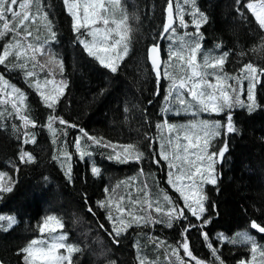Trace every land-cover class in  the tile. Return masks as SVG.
Masks as SVG:
<instances>
[{
	"label": "trees",
	"instance_id": "16d2710c",
	"mask_svg": "<svg viewBox=\"0 0 264 264\" xmlns=\"http://www.w3.org/2000/svg\"><path fill=\"white\" fill-rule=\"evenodd\" d=\"M253 1L242 0L241 4H237L236 0H195L199 13L207 17V22H202L199 29L203 38L200 40L198 61L202 54L219 56L228 52L223 65L224 73L239 75L240 69L248 63L264 69V47L261 46L264 44V29H260L253 14L243 7L244 3ZM41 3L42 11L47 13L51 28L57 34L56 40L45 47L63 62L62 74L59 67L54 66V79L57 82L66 81L67 87L55 108L48 109L32 86L36 77H26L19 69L10 70V66L6 65H9L12 57H9L6 65H0V71L7 77L9 84L19 88L26 96V110L22 114H28L36 124L35 127L25 126L15 115L11 104L0 105V172L7 174L2 182L7 185L10 177L13 187L10 193H0V213L6 212L17 217V223L12 228L0 231V259L5 264H25L20 249L39 234L37 226L45 216L56 214L63 219L69 239L82 249L74 253L73 264H139L140 259H144L146 264H176L172 249L182 242L184 226L189 223L199 226L201 221L185 211L188 220L173 221L172 227L163 222L154 226H133L118 238L119 243L116 244L105 231H111L112 227L106 218L108 209L97 205L98 201L106 200L110 195L113 199L117 195H125L124 204L131 207L127 194L131 193L133 199H142L143 192H137L136 189L144 183L148 185L151 198L159 200L164 209L170 207L163 200L165 194L174 204L184 207L181 193L176 187L182 186L184 195L189 194V188L185 186L189 181L175 180L180 166L169 167L170 156L169 161H165L159 155L161 144L166 154L170 146L167 138L171 134H167L165 126L158 129L157 125L174 117L170 110L162 111L166 106L165 97L171 81L163 74L157 79L148 58V49L157 44L164 34L168 0H121L129 15L131 33L128 54L115 73L100 65L78 43L79 34L73 31L72 17L63 0H41ZM177 5L184 14L188 25L186 28L179 26ZM173 6L176 19L173 27L176 32L168 33L162 41L165 62L169 61L170 45L176 47L179 44L176 37L196 32L190 15L193 11L191 4H185L184 0H173ZM237 8L243 15L237 12ZM199 13L197 19H202ZM133 15L138 19H134ZM116 18H122L119 12ZM45 24L46 21L41 17L32 26L33 35L29 39L33 44L50 38ZM37 28L39 31H36ZM169 35L173 38L169 39ZM10 36L0 39V52L9 42ZM36 36L40 37L39 41L34 39ZM186 39L193 37L189 35ZM37 59L42 60L43 57L38 56ZM183 65L184 62L176 58L168 65V72L177 81L190 75ZM36 72L41 81V90L47 92L52 85L43 84L46 73L39 68ZM243 86L244 93L240 99L247 104L250 103L247 101V80L243 81ZM253 94L257 106L251 113L239 105L231 110L237 131L225 133L221 129V135L213 141L211 151L221 148L225 141L228 146L222 164L217 160L213 165L212 175L216 178V184L203 183L200 177L195 178L199 179L200 186L197 196L203 194L207 197L204 201L207 211L203 215L210 218L211 223L203 229H190L187 239L194 256L204 264L219 262L214 261L207 247L208 241L204 240L201 231L208 233L209 240L214 248H218L217 254L224 264H237L240 260L250 259L248 248L218 241L217 237L220 234L232 237L244 231L257 233L250 228L251 221L264 225V76L257 74ZM185 99L190 98L185 95ZM168 106L171 110L180 107L175 103ZM188 113L192 114L181 107V116H190ZM50 114L68 122L62 125L58 120L53 121L52 127L57 130L55 136L48 127ZM206 115L207 112L199 114ZM209 115L212 121L226 122L224 113ZM192 117L194 120L198 115ZM81 129L89 136L103 138L101 145L111 142L117 147L113 149L92 143ZM26 131L35 134V144L23 143ZM79 137L82 139V148L87 145L86 150L92 153L91 157L80 159L74 147ZM121 145H135L144 154L143 158L139 162L129 159L127 163L110 159L114 152L121 150ZM21 150L30 152L35 161L20 162ZM65 153L71 154L70 160ZM154 159L160 162L155 163ZM93 164L101 169L99 176L91 173ZM69 166L71 180L65 175ZM204 167H207V161H204ZM169 179L175 182L176 187L169 183ZM117 185L119 188L113 193L112 189ZM105 188L109 189L108 193H105ZM88 207L92 208L91 213ZM112 213L116 215L115 208H112ZM152 215L155 217L160 214L153 211ZM101 225L104 227L101 228ZM161 241L164 243L161 244ZM179 255L189 264H196L191 258L185 257L183 250Z\"/></svg>",
	"mask_w": 264,
	"mask_h": 264
},
{
	"label": "snow or ice",
	"instance_id": "6c2138e0",
	"mask_svg": "<svg viewBox=\"0 0 264 264\" xmlns=\"http://www.w3.org/2000/svg\"><path fill=\"white\" fill-rule=\"evenodd\" d=\"M63 3L72 17L73 31L79 34L77 36L78 43L83 45L87 54L96 59L104 68L109 69L112 73L117 72V61L123 60L124 56L128 54V41L131 33V28L128 25L129 15L127 9L122 6L121 0H63ZM184 3L192 6L193 11L190 15L192 16V22L196 26V32L193 34L184 33L182 36L176 37L179 44L176 47L170 45L168 62H163L160 59L159 44H153L149 49V59L157 79L163 74L164 77L171 81L165 97L166 106L162 111L171 110L168 105L175 103L180 106L177 108V114H179L181 107L185 112L191 111L194 116L202 112L224 113L226 122L222 124L220 121L198 120L188 125L179 126L184 130L183 141L185 143L179 142V135L175 137L177 143L173 147V152L176 154L173 155L172 159L181 161V166L178 169L180 174L176 175L175 180L181 181L186 178L189 181L186 185L190 189L189 194L184 195L181 188L176 187L172 179H169V183L173 184L176 190L181 193L184 207L174 204L171 198L165 194L163 200L170 207L167 209L162 208L159 200L151 198V193L148 191L146 183L136 189L137 192H143L142 199L140 197L133 199L131 193L127 194L128 203L131 207L124 204L125 195H117L115 199L110 195L106 200L98 201L97 205L100 208L108 209L106 218L111 222L112 227L111 231L107 229L105 231L113 243L116 244L119 243L118 238L126 233L128 228L133 226H154L162 222L168 227H172L173 221L188 220V216L185 215V211H187L201 223L199 226L191 223L184 226L181 233L183 240L172 249V255L176 257V264H189L184 257L179 255L180 251L183 250L185 257L196 261V264H204V262L194 256L187 239L190 229L197 227L203 229L207 224L211 223V219L203 215L207 211L204 203L207 197L203 194L197 196L195 190L200 186L196 183L195 178L199 176L203 183L216 184V178L212 175L214 171L213 165L218 159L222 160L224 158L228 146L225 141L221 148L211 151L213 147L211 141L221 135V129H224L225 133L237 131L233 124L231 111L235 106L246 107L249 113L254 110V106H257L253 89L257 81V74L264 76V69H258L252 63H248L240 69L239 75L224 73L223 65L229 55L228 52H224L219 56L202 54L201 59L198 61L197 56L201 50L200 40L203 38L199 29L202 22H207V17L203 13H199L195 0H184ZM236 3L241 4L242 0H236ZM42 7L41 0H0V39L11 34L9 42L4 46L3 51L0 52V65H6V61L9 60V57H12V61L6 66H10V70L19 69L26 77H36L32 86L39 93L43 104L48 109H54L59 103L60 97L63 96L67 83L64 80L57 82L54 79V66H58L62 74L63 62L58 60L55 54L45 47V45H50L51 42L56 40L57 34L52 30L51 21H48L47 13L42 11ZM243 7L253 14L260 29H264V0H258V3L247 2L243 4ZM177 9L179 11V5H177ZM117 12L120 13L121 19L116 18ZM166 12L167 22L163 26V32L174 34L176 28L173 25L176 24V19L173 12V0H168ZM237 12L243 15L239 8H237ZM197 13L200 14L202 19H197ZM41 17L46 21L45 27L50 33V38L45 39L42 43L33 44L28 38L33 35L32 26ZM133 18L138 19L135 15H133ZM178 21L180 27L186 28L188 26L182 11H179ZM82 29L83 32L81 31ZM36 31H39V29L37 28ZM189 35L193 39H186ZM81 37H90L91 39H82ZM168 38L172 39L173 37L169 35ZM34 39L39 41L40 37L36 36ZM261 46L264 47V44ZM185 53H187V56H185ZM38 56L43 57V59H37ZM173 58L184 62L183 66L190 71V75L187 78L182 77L177 81L168 72V65ZM162 64H164L163 70L161 68ZM37 68L41 72L46 73L43 84L52 85L47 92L41 90V81L36 72ZM209 69L212 71H208ZM49 77L52 78L50 79ZM208 77H212V79ZM245 80L248 81L247 101L250 102L247 104L240 99V96L244 93L243 81ZM229 81H232V83H229ZM185 95L190 99H185ZM25 100V94L16 86L10 85L4 76L0 75V105L11 104L12 109L15 110V115L23 121L25 126L31 125L35 127V121L30 119L28 114H22L26 110ZM125 110L127 111V109ZM57 120L62 125L68 123L63 118L50 114L48 127L53 136H55L57 130L52 127V123ZM165 125L169 133L177 128V125L169 124L167 121L164 124H158L157 128L162 129ZM71 126L75 127V125ZM81 132L87 140L101 145L103 138L97 139L94 136H89L82 129ZM23 143L35 144V134L26 131ZM167 144L173 145L171 136L167 138ZM101 146L112 147L113 149L117 147L111 142H105ZM74 147L79 153L81 160L85 156H92V153L86 150L87 145L82 148L79 138L74 142ZM119 147L121 150L114 152V155L109 157L110 159L114 158L120 163H127L129 159L139 162L143 158L144 154L135 145H121ZM160 147L159 155L163 160L169 161V155L163 151L164 145L161 144ZM189 149L196 150L190 153L194 159H189ZM65 156L70 160V153H65ZM19 160L22 163H33L35 157L30 152L21 150ZM204 161H207L206 168L204 167ZM154 162L159 163L160 161L154 159ZM185 165L187 166V171ZM169 167H176V165L169 161ZM16 170L18 171L19 169L17 168ZM90 171L94 176L101 174V169L95 164L91 166ZM205 173H207V176H205ZM6 175V173L0 172V193L13 191L10 177L7 185L2 182ZM65 175L71 180L70 166L67 168ZM169 175L171 177L172 173ZM117 188H119V185L114 187L112 192L115 193ZM104 191L108 193L109 189L105 188ZM112 208H115V216H113ZM88 211L91 213L93 210L88 207ZM153 211L160 215L154 217L152 215ZM16 223L15 216L0 215V231H7ZM64 227L65 224L61 217L56 215L45 216L37 226L40 236L31 239L25 247L20 249V252L24 254L25 264H73V254L81 252L82 249L76 244L67 242V233L62 231ZM100 227L103 228L104 226L101 225ZM250 228L256 230L258 234H264V225L256 221L250 222ZM45 233L48 234L47 237H45ZM201 235L205 241H208L207 247L211 250L214 261L224 264L217 254L218 248H214L209 240L208 233L201 231ZM217 239L232 245H244L248 248L251 253V260H241L239 264H255L257 255L264 258V244H260L256 237L248 231L238 232L232 237L220 234ZM153 243H155V240ZM160 243L163 244L164 242L161 241ZM137 250L139 251V245H137ZM109 264H115V262H109ZM139 264H146V261L140 259ZM148 264H157V262H148ZM261 264H264V261Z\"/></svg>",
	"mask_w": 264,
	"mask_h": 264
},
{
	"label": "rangeland",
	"instance_id": "374dc122",
	"mask_svg": "<svg viewBox=\"0 0 264 264\" xmlns=\"http://www.w3.org/2000/svg\"><path fill=\"white\" fill-rule=\"evenodd\" d=\"M252 3H258V0H254ZM29 39V38H28ZM91 39V38H90ZM30 40V39H29ZM125 57V56H124ZM124 59V58H123ZM121 61L122 60H120V61H117V63H118V65L121 63ZM0 75H3L4 76V78L5 79H7V77L0 71ZM218 102V101H217ZM174 117H172L171 118V120L170 121H168V120H166L167 121V123H169V124H174V125H177V128L176 129H174L171 133H169V131H168V129H167V126L165 125V130H166V132H167V134H171L170 136L173 138V145L172 146H169V148H168V150H167V154L170 156V159H171V163L172 164H174V165H176V167H179V166H181V161H178V160H173L172 159V157H173V155L174 154H176V153H174L173 152V147H174V145H175V143H177V141L175 140V137L177 136V135H179L180 136V143H185L184 141H183V135H184V130L183 129H181L179 126H181V125H188L189 123H191V122H194V121H198V120H207V121H212V116L211 115H209V114H212L213 112H207V115L206 116H199L198 115V117L196 118V119H194L193 120V117H192V115L193 114H191V113H188V114H190V116H186V117H184V116H181V114H177V109H173V110H170L169 111ZM81 137H79V142H80V144H81ZM215 139H213L212 141H211V143H212V145L214 144L213 143V141H214ZM193 151H196V150H194V149H189V159H194V157H192L191 155H190V153L191 152H193ZM185 168H186V171H187V166L185 165ZM180 174V173H179ZM205 176H207V173L205 174ZM214 177V176H213ZM196 178H199V176H197ZM186 179V178H185ZM184 180V179H183ZM183 180H181L182 182H183ZM197 180H199V179H197ZM196 180V183L199 185V183H198V181ZM178 182H180V181H178ZM188 184V183H187ZM187 184H185V186L187 185ZM203 184V183H202ZM179 188H181L182 189V186H180ZM199 190V188L198 189H196L195 191H196V193H197V191ZM190 191V189H188V192ZM0 215H5V216H8V215H11V216H15V215H13V214H10V213H6V212H1L0 213ZM49 215H56V214H49ZM57 216V215H56ZM15 218H16V220H17V217L15 216ZM63 232H65V233H67V236H68V241L67 242H69V243H73V244H75L73 241H71L70 239H69V234H68V232L66 231V230H62ZM251 235H253V236H255L256 237V239H257V241L260 243V244H264V236H259L257 233H252V232H249ZM58 234V233H57ZM45 235V237H47V233H45L44 234ZM38 236H40V233L37 235V236H35V237H33L32 239H35V238H37ZM61 251H63V250H61ZM74 255V254H73ZM249 260H251V257H250V259ZM248 260V261H249ZM241 261V260H240ZM240 261H238L237 262V264H239V262ZM262 261H264V258H262V257H260L259 255H257V258H256V261H255V264H261V262Z\"/></svg>",
	"mask_w": 264,
	"mask_h": 264
},
{
	"label": "water",
	"instance_id": "95a60500",
	"mask_svg": "<svg viewBox=\"0 0 264 264\" xmlns=\"http://www.w3.org/2000/svg\"><path fill=\"white\" fill-rule=\"evenodd\" d=\"M173 12H174V18H175V10H174V6H173ZM166 22H167V12H166ZM165 22V23H166ZM167 33H164L163 36L160 38V41L157 43L159 44L160 46V52H159V56H160V59L163 61V54H162V41L165 39ZM150 49V48H149ZM149 49H148V58H149ZM149 62H150V59H149ZM151 63V62H150ZM163 65V64H162ZM162 65H161V68H162ZM0 264H5L1 259H0Z\"/></svg>",
	"mask_w": 264,
	"mask_h": 264
},
{
	"label": "flooded vegetation",
	"instance_id": "af4514ba",
	"mask_svg": "<svg viewBox=\"0 0 264 264\" xmlns=\"http://www.w3.org/2000/svg\"><path fill=\"white\" fill-rule=\"evenodd\" d=\"M197 58H198V56H197ZM164 68V65H163V67H162V69ZM219 160V159H218ZM222 161H223V159L222 160H219V164H222Z\"/></svg>",
	"mask_w": 264,
	"mask_h": 264
},
{
	"label": "bare ground",
	"instance_id": "6f19581e",
	"mask_svg": "<svg viewBox=\"0 0 264 264\" xmlns=\"http://www.w3.org/2000/svg\"><path fill=\"white\" fill-rule=\"evenodd\" d=\"M200 260V259H199ZM196 262V261H195Z\"/></svg>",
	"mask_w": 264,
	"mask_h": 264
}]
</instances>
